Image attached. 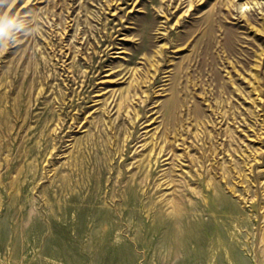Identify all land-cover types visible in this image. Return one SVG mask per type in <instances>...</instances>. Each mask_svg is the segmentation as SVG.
<instances>
[{"label":"rangeland","instance_id":"374dc122","mask_svg":"<svg viewBox=\"0 0 264 264\" xmlns=\"http://www.w3.org/2000/svg\"><path fill=\"white\" fill-rule=\"evenodd\" d=\"M214 2L0 0V264H259L264 0Z\"/></svg>","mask_w":264,"mask_h":264},{"label":"bare ground","instance_id":"6f19581e","mask_svg":"<svg viewBox=\"0 0 264 264\" xmlns=\"http://www.w3.org/2000/svg\"><path fill=\"white\" fill-rule=\"evenodd\" d=\"M200 1H204V2H206L207 0H200ZM189 2H190V7H193V6H195L196 5V2H199V0L197 1V0H189ZM188 3V2H187ZM209 3V2H208ZM176 5V4H175ZM181 5V4H180ZM230 5H234V0H217V2H214L212 5H211V7H210V9H209V11H208V14H207V20H206V23H207V25L206 26H208L207 28H209L210 27V24H212V21H214L215 20V15H216V13H217V11H220V10H222L220 7H222V8H224V7H230ZM180 7V6H179ZM218 8V9H217ZM201 9V8H200ZM230 9V8H229ZM218 22H219V20H218ZM218 23H216V26L217 27H219L220 25H217ZM247 24L248 25H250V21L247 19ZM252 28H254V26H251ZM211 28V27H210ZM211 30V29H210ZM255 32L257 33V32H264V16H263V20H262V23H261V28H255ZM178 37V36H177ZM179 39V38H178ZM179 41V40H178ZM177 41V42H178ZM216 42V41H215ZM179 47V46H178ZM202 54V53H201ZM197 59H199V58H197ZM185 60H186V58H185ZM253 64H252V67H251V70H250V75H251V78L249 79V85L251 84V87H252V89L254 90V91H256V92H259L260 90H262L261 88V78H260V70H259V68H260V66L262 65V63L264 62V48H262L260 51H256L255 52V55H253ZM208 63V62H207ZM200 65V64H199ZM208 65V64H207ZM250 69V68H249ZM229 80V79H228ZM230 81V80H229ZM141 83V82H140ZM131 85V84H130ZM130 87V86H129ZM136 87V86H135ZM132 93V92H131ZM126 98V97H125ZM127 99V98H126ZM123 101H125V100H122V101H120L119 102V109L122 107V105H123ZM122 109V108H121ZM196 118H198V117H196ZM175 119H177V118H175ZM179 121H180V119H179ZM181 125V124H180ZM167 132H168V130H167ZM175 132V131H174ZM181 133V132H180ZM169 135V134H168ZM162 138V137H161ZM153 139V138H152ZM163 142H164V140H163ZM154 143V142H153ZM166 143H167V141H166ZM160 144V143H159ZM159 144H158V146H157V143H154V145L152 146V148L150 149V152L152 153V152H154V154H156L158 157H156V161H158V158H159V155L162 153V151L163 150H165L164 149V146H159ZM150 148V147H149ZM158 148V149H157ZM154 150V151H153ZM211 150V149H210ZM209 152H211V151H209ZM150 153V154H151ZM149 154V155H150ZM164 154V153H163ZM185 154V153H184ZM209 154V153H208ZM218 154V153H217ZM153 155V154H152ZM161 156V155H160ZM147 158V166L148 167H151L150 165H151V158H148V157H146ZM193 158V157H192ZM154 159V158H153ZM201 160V159H200ZM155 161V162H156ZM197 161V160H196ZM153 162V161H152ZM196 163V162H195ZM203 163V162H202ZM219 163V162H218ZM202 168V167H201ZM198 169V168H197ZM190 172V171H189ZM212 172V171H211ZM210 172V173H211ZM207 173V172H206ZM238 173H239V171H238ZM200 174V173H199ZM226 174V173H225ZM241 174V173H240ZM148 175V171H145V176H147ZM242 175V174H241ZM240 176V175H239ZM244 176H246V175H244ZM202 177V176H201ZM207 177H209V174H208V176ZM206 177V178H207ZM228 177V176H227ZM230 177V176H229ZM238 178V177H237ZM223 179V178H222ZM246 180V179H245ZM245 180H244V182H245ZM248 180V179H247ZM190 181V180H189ZM210 181H212V180H210ZM210 181L208 180L207 181V183H206V186L207 187H210L211 186V183L213 182H211L210 183ZM215 181V180H214ZM241 181V180H240ZM127 182V181H126ZM218 182V181H217ZM243 182V183H244ZM225 183V182H224ZM221 185V184H220ZM101 186V185H100ZM190 186V185H189ZM234 186V185H233ZM232 186V187H233ZM200 187V186H199ZM214 187V186H213ZM231 187V188H232ZM194 188V187H193ZM229 188V187H228ZM188 189V188H187ZM190 189H191V187H190ZM201 189V188H200ZM234 189V188H233ZM195 190V189H194ZM202 190V189H201ZM199 191V193L200 192H202V191ZM196 192V191H195ZM234 192V191H233ZM186 193V192H185ZM235 193V192H234ZM193 194V193H192ZM123 195V194H122ZM194 195V194H193ZM127 196V195H126ZM187 196V195H186ZM182 197V196H181ZM124 198V197H123ZM205 198V197H204ZM184 199V198H183ZM190 199V198H189ZM205 200H207V199H205ZM168 203H170V205H172V207H173V209L176 211H178V207L180 206V201H179V199H176V198H173V199H168ZM167 203V204H168ZM204 203V202H203ZM207 203V202H206ZM155 205H156V203H155ZM160 205V204H159ZM167 206V205H166ZM183 207V206H182ZM262 208H264V205L262 206ZM150 209H148V211H149ZM264 214V213H263ZM176 226H177V224H176ZM183 231V230H182ZM258 239H259V241L261 242V243H263L264 244V225H263V227L261 228V230H260V232H259V234H258ZM261 258H260V261H259V264H264V245H263V249H262V251H261Z\"/></svg>","mask_w":264,"mask_h":264},{"label":"clouds","instance_id":"9594fccd","mask_svg":"<svg viewBox=\"0 0 264 264\" xmlns=\"http://www.w3.org/2000/svg\"><path fill=\"white\" fill-rule=\"evenodd\" d=\"M3 31H4V27L0 26V33H3Z\"/></svg>","mask_w":264,"mask_h":264}]
</instances>
